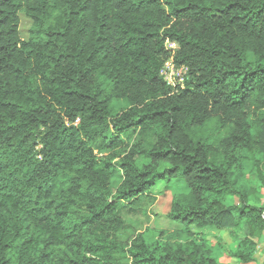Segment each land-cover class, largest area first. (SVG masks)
<instances>
[{
	"label": "trees",
	"instance_id": "obj_1",
	"mask_svg": "<svg viewBox=\"0 0 264 264\" xmlns=\"http://www.w3.org/2000/svg\"><path fill=\"white\" fill-rule=\"evenodd\" d=\"M217 2L221 6L213 10L203 0H180V7H174L172 0H61L67 11L53 17L52 12H46V5L35 7L24 0H0V264H65V260L66 264H96L97 255L105 264H158L157 256L145 254L148 240L154 237L148 228L144 232L135 229L125 241L105 235L103 228L97 233L99 222L109 215L119 197L92 215H82L74 209L92 212L96 208L100 196L95 198L97 203H79L94 195L89 191L93 186L85 188L84 184L101 162V172L112 168L104 157L120 142L119 136L101 134L94 147L90 146L96 129H107L105 121L111 120L103 98L108 85L129 90L146 85L152 91L166 89L165 97L174 93L178 101L210 95L202 92L211 87L203 75L195 80L184 79L183 87L167 85L160 75L170 55L166 41L176 43L174 62L187 66L186 76L193 77L197 71H205L199 65L209 51L211 57L221 54L218 49L205 48L201 39L193 37V25L203 28V24L212 22L221 32L234 27L255 40L264 38V24L258 26L264 7L249 15L248 4L242 0ZM164 5L170 10L165 12ZM56 9L57 5H52V11ZM21 15L31 22L26 38L20 33ZM225 20L226 24L221 23ZM184 28L188 29L187 35L181 32ZM205 33L207 28L200 36ZM230 50L231 57L242 62L245 53L235 46ZM211 57L208 66L214 70ZM258 73L264 74V66L256 65L245 75L241 83L245 92L229 108L239 111L245 107L251 92L260 86ZM231 75L226 70L212 83L219 85ZM239 92L234 90L233 96ZM127 102L121 98L116 104ZM212 103L215 106L220 101L214 99ZM178 111L180 105L176 104L172 112ZM148 115H140L135 123ZM164 115L163 108L151 113L154 118ZM125 129L135 131L125 124L117 132ZM241 131L242 135L235 134ZM235 132L228 140L219 141L235 154L228 166L229 182L235 185L233 191L249 186L255 190L264 186V119L255 113L249 119L245 113L235 125ZM206 147L214 149L212 143ZM197 164L200 161L193 158L185 174ZM200 171L202 175H224L207 165ZM164 203L158 204L160 210ZM246 207L257 211L251 205ZM240 215H246L243 209ZM126 227L129 229L130 224ZM221 231L233 237L227 228ZM217 233L206 230L207 239L202 236L196 242L198 260L193 264H264V236L259 229L246 231L239 242L234 240L235 248L227 251ZM92 240L96 243L92 244ZM159 248L165 251L160 259H172L163 242ZM182 250L185 249H176ZM81 251L91 255H80Z\"/></svg>",
	"mask_w": 264,
	"mask_h": 264
},
{
	"label": "clouds",
	"instance_id": "obj_2",
	"mask_svg": "<svg viewBox=\"0 0 264 264\" xmlns=\"http://www.w3.org/2000/svg\"><path fill=\"white\" fill-rule=\"evenodd\" d=\"M24 2L35 7L46 5V12H52L53 17L67 11V5H62L61 0H36L35 4L33 0ZM78 2L82 3L83 0ZM242 2L248 4L249 15L259 7H264V0ZM172 4L174 7L181 6L180 0H172ZM203 4L213 10L221 6L217 0H203ZM52 5H57L54 12ZM164 8L165 12L170 10L166 5ZM253 22L257 23L256 20ZM201 23L203 24V21ZM221 23L226 24V20ZM259 24H264V16L260 18L258 26ZM193 27L194 38L201 39L205 48L218 49L221 54L211 57L209 51L202 58L204 63L199 65L205 68V71H197L195 76H185L183 79L195 80L203 75L211 87H206L202 92L210 95L178 101L174 93H167L165 97L166 89L152 91L150 86L146 85L143 89L129 90L120 85H108L103 98L107 116L111 120L105 121L107 129H96L90 146L94 147L101 134L119 136L120 142L116 147L108 149L104 157L112 164V168L101 172V162L95 174L84 184L85 188L88 184L93 186L89 191L94 195L91 200H81L79 203H97L95 198L100 196L96 208L92 212L74 209L82 215H92L119 197L117 203L109 210V215L99 222L97 233L103 228L105 235L125 238L123 233L128 231V224H133V230L139 229L140 232L148 228L154 237L148 240L145 254L157 256L158 264H193L198 260L195 244L204 236L206 230L219 232L227 228L237 242L246 231L254 232L259 229L264 236V186L255 190L249 186L233 191L235 185L229 182L228 166L231 163L230 157L235 154L231 148L219 143L220 140H228L235 132V125L242 121L243 114L247 113L251 119L255 113L260 119H264V74L258 73L260 86L251 92L242 110L234 111L229 108L233 100H239L245 92V89L241 88L245 75L256 65L264 66V38L255 40L248 32H239L234 27H226L224 32H227V35H224L219 28L213 27L212 22L203 24L207 33L201 37V25L196 24ZM248 31L250 32L251 28ZM181 32L187 35L188 29H181ZM230 46H235L245 53L242 62L231 57ZM210 57L211 65L215 66L214 70L208 66ZM226 70L233 75L219 85L212 83L215 79L222 78ZM181 86L183 87V83ZM236 89H240V92L233 96ZM219 93H223V96H219ZM121 98L129 102L117 106L116 101ZM214 99H219L220 103L213 106ZM176 104L180 105V111L172 112V107ZM161 108L165 109L164 116H151L152 112ZM145 112L149 115L139 124L135 123ZM125 124H130L135 131L125 129L118 133L117 128ZM235 134L242 135L243 132ZM83 138L87 139L86 136ZM228 142L231 143L230 140ZM209 143L214 145L211 151L206 147ZM197 149H200L199 154ZM193 158L199 160L200 164L194 165L192 171L185 174V169L192 163ZM122 163L125 164L124 167H120ZM205 165L213 169L218 168L224 175H202L200 169ZM261 172L264 174V164L261 165ZM160 200L167 202L166 213H159L154 207ZM247 205L257 211L252 212ZM241 209L246 214L244 217L240 215ZM257 217L260 219L257 220ZM65 226L70 230L67 222ZM160 233L164 235L160 236ZM204 238L207 239L206 236ZM162 242L172 259L165 261L159 258L165 255V251L159 248ZM95 243L96 241L92 240V244ZM154 248L158 249V252L152 251ZM178 248L185 250L177 252ZM69 255L75 259L80 258L76 253ZM80 255L91 253L81 251ZM115 255L120 253L116 252ZM96 264H105V261L97 255Z\"/></svg>",
	"mask_w": 264,
	"mask_h": 264
},
{
	"label": "built area",
	"instance_id": "obj_3",
	"mask_svg": "<svg viewBox=\"0 0 264 264\" xmlns=\"http://www.w3.org/2000/svg\"><path fill=\"white\" fill-rule=\"evenodd\" d=\"M166 47L170 51V55L163 63L160 69V75L167 83V85H182L184 81L183 78L187 75V71H185V66L177 65L174 62L173 54L175 49L177 48L176 43L166 41Z\"/></svg>",
	"mask_w": 264,
	"mask_h": 264
},
{
	"label": "rangeland",
	"instance_id": "obj_4",
	"mask_svg": "<svg viewBox=\"0 0 264 264\" xmlns=\"http://www.w3.org/2000/svg\"><path fill=\"white\" fill-rule=\"evenodd\" d=\"M20 20H21V22H20V33H21V36L23 38H26L27 37V30H28L31 22L28 18H26L23 15H21ZM117 106H119V103L117 104ZM161 202H162V200L158 201L157 204L154 205V207H156L159 210V213H166L167 212L166 211L167 202H165L163 204V209L160 210L159 209L160 207H158V204H161ZM133 229H134V225L130 224L128 231L126 233H123V236L125 238H120V240L125 241L126 239H128V237H131L132 231H135ZM138 232L139 231H136V233H138ZM136 233H134V234H136ZM217 235H219V237H220L221 246L223 247L224 251H227L228 249L233 250L235 248L234 239L227 231H219L217 233ZM233 264H236V263H233Z\"/></svg>",
	"mask_w": 264,
	"mask_h": 264
}]
</instances>
